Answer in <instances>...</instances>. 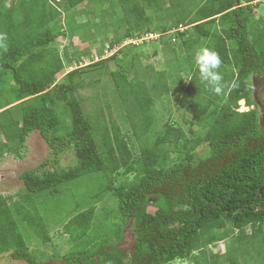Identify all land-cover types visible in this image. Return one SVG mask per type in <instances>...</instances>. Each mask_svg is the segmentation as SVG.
Segmentation results:
<instances>
[{"label":"trees","instance_id":"16d2710c","mask_svg":"<svg viewBox=\"0 0 264 264\" xmlns=\"http://www.w3.org/2000/svg\"><path fill=\"white\" fill-rule=\"evenodd\" d=\"M62 1L76 15L91 3L116 13L120 25L103 41L109 48L159 34L164 63L130 76L135 64H122L129 57L123 50L136 45L124 44L122 59L113 54L66 72L76 51L59 53L51 44L63 33L97 43L98 13L76 25L61 18L60 0H0V158H22L33 131L51 149V158L20 174L19 191L0 195V254L28 264L51 257L64 264H218L227 251L207 258L205 250L234 235L246 241L247 264H264V126L253 84L264 77V16L255 15L263 0ZM204 47L219 54L223 82L237 85L226 95L199 80L194 56ZM110 58L117 71L109 70ZM91 69L111 79L124 128L83 109L78 90ZM177 84L188 118L160 123L155 102ZM240 100L253 107L239 112ZM64 152L74 159L68 167L59 165ZM63 207L66 215L53 217ZM129 222L127 254L118 245ZM53 223H61L69 249L50 256L30 248L20 226L44 247Z\"/></svg>","mask_w":264,"mask_h":264},{"label":"rangeland","instance_id":"374dc122","mask_svg":"<svg viewBox=\"0 0 264 264\" xmlns=\"http://www.w3.org/2000/svg\"><path fill=\"white\" fill-rule=\"evenodd\" d=\"M60 6L58 9L61 13V18L66 21H75L74 24L78 25V23L86 22V20H91L93 18L92 11L97 12V31L93 36L97 38L99 41L95 44H91L88 40L87 42L81 38V36L75 35L70 38L65 33L58 36L57 39L51 44L54 45L59 53H62L64 49L67 50L69 54L76 51V60L72 63H67L65 66L66 70H71L76 66H85L90 64V62L100 58L109 57L113 54H116V59H122L123 53L119 51L122 49V44L113 46L111 48L108 47V43H103L107 36L109 38L113 37V29L116 26L120 25L119 21L116 20V13L113 17V11L105 10L106 13H102L100 8L95 6L93 3L90 4L88 9L84 11L81 15L75 14L74 10H69L65 12L63 9L64 2L60 0ZM87 15L85 12H87ZM255 15L264 16V0L261 1L260 5L257 7L255 11ZM92 17V18H91ZM52 22V21H51ZM181 30L183 27H179ZM86 29V28H84ZM169 35V34H167ZM166 35V36H167ZM175 45H179L178 38L175 39ZM106 42V41H105ZM104 44L102 47L101 44ZM1 44L5 45L4 40ZM126 44V43H124ZM102 47V48H101ZM101 48V49H100ZM2 50V47L0 48ZM101 55H98L100 52ZM124 52H128L129 57H125L122 60V64L124 66H131L135 64L134 70L130 76L135 74V70L139 71L138 74H142L141 71L144 66L149 63L152 66H156L157 68L164 63L163 53L160 50L158 40L155 38L145 41H139L135 47L126 46L123 50ZM154 52H156L154 54ZM137 53V57H136ZM134 60H133V59ZM115 59V60H116ZM113 58H110L107 62L108 68L110 71H117L118 66ZM155 67V68H156ZM87 68V67H84ZM132 68V67H131ZM164 68V67H163ZM142 76V75H141ZM60 80L61 77H58ZM183 83V80H180ZM254 84V99L257 103V107L260 113V124L264 126V77H253ZM181 85L177 84L176 87L170 86V91L167 97H163L161 100L155 102V111L160 118V123L165 121L168 117L172 123L175 121H181L182 119L188 118V114L184 112V110L180 109L178 106L179 97L181 94ZM78 96L82 101L83 109L86 113L91 116L103 115L105 119H108L110 122L114 120L121 127L125 124L122 120L121 110L117 108V104L115 101V90L112 85L111 79L105 74L103 70H95L91 69L86 74H83V87L78 90ZM252 106H246L244 100H240L238 102V111L244 112L251 109ZM102 117V116H101ZM158 123V122H157ZM158 125H160L158 123ZM124 128V127H122ZM124 131V130H123ZM128 132L131 133V130L128 129ZM133 139V138H132ZM205 149V146H201L198 150L202 153ZM51 149L47 146L45 141L40 137L37 131L31 132L26 138L25 148H24V156L22 158L14 157L11 154H5L0 158V195H13L17 191L22 188V181L20 179V174L27 169L36 168L41 162H44L50 157ZM74 162L73 156L70 152H64L60 156L59 165L61 167H68ZM82 187V186H80ZM77 190H83L82 188H78ZM68 201H70L67 198ZM65 207H68L67 205ZM150 211H153L154 208L151 206L148 207ZM65 208H61L57 214L58 217L62 218L66 215ZM53 214V212H52ZM50 216H52L50 214ZM20 230L24 234V238L29 243L30 248H38L43 250L46 254L52 256L54 254L63 255L70 247L69 242L67 241V236L62 233L61 223H53L51 224L49 236L51 237V241L46 244V246H42L39 243H36V239L34 237V233L25 228V226H20ZM133 232H132V222H129L123 232V239L121 243L118 245V248L129 254L133 249ZM218 248L214 250H222L226 249V254L220 256L218 260V264H247L246 260V241L239 240L234 237V235L227 237L226 239L218 242ZM225 248V249H224ZM206 257L208 258L210 254V250H205ZM251 254V253H250ZM212 258V257H211ZM251 259L250 256H248ZM0 264H28L22 260H14L9 257L8 253L0 254ZM42 264H64L63 260L56 257H51L50 260L45 261ZM171 264H188L187 260H176ZM256 264V263H255Z\"/></svg>","mask_w":264,"mask_h":264},{"label":"clouds","instance_id":"9594fccd","mask_svg":"<svg viewBox=\"0 0 264 264\" xmlns=\"http://www.w3.org/2000/svg\"><path fill=\"white\" fill-rule=\"evenodd\" d=\"M0 47H4L6 50V45L0 44ZM194 64L199 80L214 95H226V90L230 91L231 88L237 87L234 82L230 86L223 82V76L220 72L222 60L215 50L208 47L199 49L194 56Z\"/></svg>","mask_w":264,"mask_h":264},{"label":"built area","instance_id":"2783aa9c","mask_svg":"<svg viewBox=\"0 0 264 264\" xmlns=\"http://www.w3.org/2000/svg\"><path fill=\"white\" fill-rule=\"evenodd\" d=\"M179 29H180V28H179ZM170 33H172V32H170ZM170 33H169V34H170ZM159 37H160V35H159V34H156V33H145L144 35L139 36V37H136V38H128L126 41L123 42L122 45H124V43H126V44L137 45V43H138L139 41H145V39L148 40V38H151V39L155 38L156 40H158ZM172 41H175V38H172ZM158 42H159V41H158ZM101 58H103V57L100 56V58H98V59H96V60H94V61H97V60H99V59H101ZM94 61H92V62H94ZM90 63H91V62H90ZM87 65H88V64H87ZM81 66H82V64H81Z\"/></svg>","mask_w":264,"mask_h":264},{"label":"crops","instance_id":"0c3cea01","mask_svg":"<svg viewBox=\"0 0 264 264\" xmlns=\"http://www.w3.org/2000/svg\"><path fill=\"white\" fill-rule=\"evenodd\" d=\"M69 70H66V72H68ZM245 102V101H244ZM247 233H249V230L247 231ZM218 243H216V244H214L212 247H209V250H210V255H211V257H214V256H216V255H220V254H222V253H224L225 252V250L224 251H222V250H214V249H216V248H218ZM253 254V252H251V255ZM253 256V255H252ZM246 257H248V254H246ZM252 258V257H251ZM254 264V263H253Z\"/></svg>","mask_w":264,"mask_h":264},{"label":"flooded vegetation","instance_id":"af4514ba","mask_svg":"<svg viewBox=\"0 0 264 264\" xmlns=\"http://www.w3.org/2000/svg\"><path fill=\"white\" fill-rule=\"evenodd\" d=\"M254 91H255V88H254Z\"/></svg>","mask_w":264,"mask_h":264}]
</instances>
